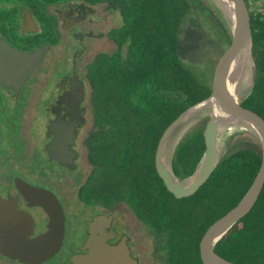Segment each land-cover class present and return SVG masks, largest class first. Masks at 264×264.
I'll list each match as a JSON object with an SVG mask.
<instances>
[{
	"label": "trees",
	"instance_id": "1",
	"mask_svg": "<svg viewBox=\"0 0 264 264\" xmlns=\"http://www.w3.org/2000/svg\"><path fill=\"white\" fill-rule=\"evenodd\" d=\"M40 1L68 0H28V4L37 8ZM85 1L107 3L120 12L123 24L111 32L117 42L115 51L99 54L89 68L97 129L86 141L89 171L81 187L82 199L113 205L127 202L153 233L162 264H204L202 238L253 185L263 161L261 144L229 151L209 180L184 198L167 188L156 167V154L170 124L214 90L211 77L205 70L199 72L196 64L206 63L201 50L207 42L198 43L194 30L201 35L200 23L193 14L212 15L217 23L216 44L232 48L233 35L203 0ZM252 1L264 2L245 0L257 74L242 104L264 118V10H252ZM188 19V27L193 28L189 48L198 51L190 67L181 54ZM238 67L239 63L234 69ZM222 120L226 121L223 132L236 121L231 115ZM204 130L202 126L192 129L175 148L170 165L182 180L194 174L205 154ZM215 250L237 264H264V188L253 209L216 243Z\"/></svg>",
	"mask_w": 264,
	"mask_h": 264
},
{
	"label": "flooded vegetation",
	"instance_id": "2",
	"mask_svg": "<svg viewBox=\"0 0 264 264\" xmlns=\"http://www.w3.org/2000/svg\"><path fill=\"white\" fill-rule=\"evenodd\" d=\"M113 12L118 11L104 2L40 1L33 8L28 0H0V197L13 209L10 216L23 218L28 244L46 235L52 222L46 208L28 196V184L52 191L65 216L63 243L56 253L43 259L28 255L26 262L0 251V264H74L76 255L88 252L90 223L99 216H104L108 242L117 245L126 238L132 256L143 264V243L138 227L132 225L133 219H140L131 206L124 201L86 203L81 195L88 176L81 173L82 156L89 166L86 141L97 129L89 68L99 54L110 52L86 58L99 39L117 47L111 32L119 27L107 33L97 28ZM44 46L48 47L40 61L28 62V53ZM123 50L127 54V44ZM60 114L76 117V123L84 117L69 143L74 155L68 165L51 157L59 140L52 127ZM89 114L91 124L84 131ZM22 182L27 184L25 192L19 186ZM121 204L126 206L119 210Z\"/></svg>",
	"mask_w": 264,
	"mask_h": 264
},
{
	"label": "water",
	"instance_id": "3",
	"mask_svg": "<svg viewBox=\"0 0 264 264\" xmlns=\"http://www.w3.org/2000/svg\"><path fill=\"white\" fill-rule=\"evenodd\" d=\"M230 2L236 15L235 28L234 26L232 28L229 16L226 13V17L224 14L223 16L233 35L234 46L231 48L220 70L216 74L214 90L208 99L215 97L220 105L234 119L237 121H247L258 130V139L262 148L263 161L253 185L240 203L213 223L204 234L200 244L204 264H237L220 255L215 250L216 243L253 209L264 188V118L259 113L244 107L242 104L243 101L238 102L234 100L227 90L230 75L245 56H249L252 60L253 81H255L257 74V66L253 54L254 36L250 12L245 0H230ZM47 47L44 46L35 52L28 53V62L32 61L33 65H36ZM196 106L181 114L170 124L164 132L157 148V170L169 191L177 198L189 197L195 194L209 180L217 165L224 157L220 154L218 140L221 125L225 124L226 121L210 114L206 127L204 128L207 148L198 169L190 178L185 180L180 179L174 173L172 166L164 159L165 148L170 137L182 125L189 113H192V110ZM75 121L76 117L60 114L58 120L52 127L56 130L59 140L57 149L55 151L51 150V157L60 160L64 165H68L73 160L74 152L69 146V143L74 142V130L77 126L83 125L84 117L81 115V121L77 123ZM19 186L23 192L27 189V184L24 182L19 183ZM28 196L36 203L44 206L52 217L49 232L31 244H28L24 233L22 226L23 218L20 215H15V217L10 216L11 213H14L13 209L7 201L0 197V251L26 262H28V255H34L38 259H43L56 253L63 243L65 231L63 208L60 200L52 191L28 184ZM108 220L111 221L112 218H108ZM104 223V216L96 217L94 222L90 223L91 235L86 244L88 252L76 255L73 258L74 264H139L138 260L132 256L126 238L117 245L108 242L109 235L106 234Z\"/></svg>",
	"mask_w": 264,
	"mask_h": 264
},
{
	"label": "rangeland",
	"instance_id": "4",
	"mask_svg": "<svg viewBox=\"0 0 264 264\" xmlns=\"http://www.w3.org/2000/svg\"><path fill=\"white\" fill-rule=\"evenodd\" d=\"M204 6L208 7L210 10H215L213 12V15L221 20H225L224 16L220 13L218 6L214 4L212 0H203ZM251 9L254 11L257 10H264V2L259 1H252L251 2ZM109 13L108 11L104 10V13ZM195 18L199 20L200 27L199 31L201 35L198 33V31L194 30V34L197 35V38H199V41L207 42L205 47L201 50V58L205 60L206 63L197 62V66L199 67V72L201 70H205L206 73L211 77V81L214 82L215 75L220 70L224 60L226 59L227 55L229 54L231 48L225 47L222 43H217L218 35L216 33V25L217 23L215 20L212 19V15L210 17V14H204L201 13L199 15L193 14ZM185 31L182 34L183 47H182V59L185 62L186 65L189 67L194 63L193 57L194 55L198 54V51L195 50V48L190 49V43H188L191 39V33L193 32V28H190V20H187ZM123 24V19L121 15L118 12H113L112 15L109 14L108 20L105 23H99L97 24L98 32L107 33L110 30L120 27ZM200 44V43H199ZM116 49V44L113 41H109L106 38L99 39L95 44V51L88 57L86 60H90L95 53L98 51H107V52H114ZM252 72V70H251ZM237 73V69H234L233 73L230 75L228 81H232ZM253 81V72H252V78H250V84L246 88H244L243 91V98L245 99L252 91L254 86ZM244 85V84H243ZM242 98V99H243ZM230 114L224 110L221 111L214 116L219 117L220 119H224ZM207 116V117H206ZM91 114H89V123L87 124L86 128L90 127L91 124ZM209 115H202V114H195V113H189L186 120L180 125V127L173 133V135L170 137L166 148L164 152V159L168 164H171L172 157L175 153L176 146L180 143V141L194 128L202 126L206 127L207 121H208ZM82 131V132H84ZM223 135V130L220 131V136ZM259 142L258 136L253 134L249 131H243V132H236V133H230L228 137V149L222 156H225L229 151L243 146H250L254 143ZM82 167H81V173L87 174L89 171V166L87 162L85 161V157L82 156L81 161ZM84 178V177H83ZM126 206V204H121L118 206V209H123ZM132 220V225L134 227H138L140 240L143 243V252L140 254L141 260L143 264H162L160 261V258L158 257V253L155 251V237L153 233L151 232L150 228L140 220ZM137 238V234L135 235V239Z\"/></svg>",
	"mask_w": 264,
	"mask_h": 264
},
{
	"label": "bare ground",
	"instance_id": "5",
	"mask_svg": "<svg viewBox=\"0 0 264 264\" xmlns=\"http://www.w3.org/2000/svg\"><path fill=\"white\" fill-rule=\"evenodd\" d=\"M216 6H218L220 13L223 15L226 14L230 18V22L232 24V28L236 26V15L230 0H212ZM226 13V14H225ZM224 17V19H225ZM252 60L249 56H245L241 62L239 63L238 71L231 81V83L227 86L228 93L230 96L238 101L241 102L244 100L243 98V91L244 88L249 86L250 78H252ZM244 84V85H243ZM243 98V99H242ZM225 109L220 105V103L216 100L215 97H212L205 102L201 103L200 105L196 106L192 112L195 114H202V115H215ZM207 117V116H206ZM249 131L259 136L258 130L249 122L243 120H236L231 125H229L223 132V135L219 137L218 140V148L220 154L223 155L228 149V137L230 133L236 132H243Z\"/></svg>",
	"mask_w": 264,
	"mask_h": 264
}]
</instances>
